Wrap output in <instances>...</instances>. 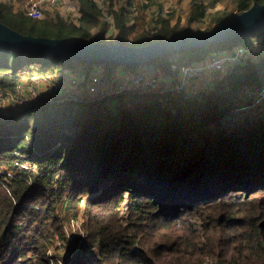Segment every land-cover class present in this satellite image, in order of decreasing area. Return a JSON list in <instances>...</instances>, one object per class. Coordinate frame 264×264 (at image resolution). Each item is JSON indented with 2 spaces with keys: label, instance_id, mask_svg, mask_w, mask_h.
Wrapping results in <instances>:
<instances>
[{
  "label": "trees",
  "instance_id": "obj_1",
  "mask_svg": "<svg viewBox=\"0 0 264 264\" xmlns=\"http://www.w3.org/2000/svg\"><path fill=\"white\" fill-rule=\"evenodd\" d=\"M78 1L77 24L33 18L3 2L0 21L33 36L139 46L230 18L193 29L196 15L187 25L160 15L147 29L144 5H136V15L117 5L132 0H105L117 35L100 40L90 37L100 7ZM254 2L264 0H241L238 12ZM259 37L264 25L229 41L121 66L137 73L152 65L155 73L174 76L182 65ZM98 66L111 79L119 65L0 45V89L14 90L23 71L66 69L89 77ZM263 82L264 49L257 62L235 64L195 93L132 88L92 100L64 93L0 120V168L18 172L0 180V264H53L47 252L55 234L65 239L61 223L80 214L88 236L61 264H264V119L247 118L228 130L223 123L244 88ZM23 161L36 170L20 168ZM88 245L99 252L87 253Z\"/></svg>",
  "mask_w": 264,
  "mask_h": 264
},
{
  "label": "rangeland",
  "instance_id": "obj_2",
  "mask_svg": "<svg viewBox=\"0 0 264 264\" xmlns=\"http://www.w3.org/2000/svg\"><path fill=\"white\" fill-rule=\"evenodd\" d=\"M156 1L158 5L164 3V0H156ZM179 1L180 0H177L172 5L173 6L179 5ZM0 2L11 4L14 12H17L19 10L23 11V8L26 4V0H0ZM223 2L225 4L224 11H221L220 9L208 10V13L206 14V19H208V23H206L207 24L206 27L204 26L202 27V29L210 28L214 26L216 20L219 17H221L218 16L219 14L225 17H229V15L227 14L231 13V9H233V7L231 6L234 5L235 2L236 3L239 2V0H226ZM97 4L101 8V15L99 17L98 25H96L91 30V34H92L91 38H99L100 40H104V39L113 40L112 38H110V36H107L110 35L107 34L108 33L107 24L104 29V23L107 22V18H108L109 6L104 1H98ZM120 4H122V2H120ZM78 9H79V5L76 2V0H65L55 7H46L44 10L43 18H46L47 16V18L50 20L56 18L57 16H60L61 18L67 20L68 22L74 21L73 23H78V21H76V18L79 15ZM144 13L147 14L146 11ZM198 15L202 16L203 14H198ZM260 43L258 42L256 46H253L251 51L247 52V56L243 60H251L257 62L261 55V52L264 49L263 48L264 46ZM101 67L102 66L95 67L96 70H94V72L97 71V73H100L101 76L100 85L97 89L98 94L102 92L106 93V95L109 93H117L123 89L131 87L130 80L128 79L126 73H131V74H136V73L128 71L123 66L119 65L113 68V76L111 79H108L105 77L106 75H104L105 73L104 68ZM74 70L79 71L78 68ZM137 72L144 73L148 81H152L154 83L159 82V84H162L163 79H161V77L158 76L157 73L150 72L148 66L146 65L141 66ZM225 73L226 71H220V72L217 71L216 73L209 74L208 75L209 84L219 79L220 78L219 76ZM92 74L93 73H91V75ZM74 75L76 74H73L72 71L66 69H63L57 72L56 74L34 73L30 76L28 75L27 72L23 71V74L20 76V79L17 82L18 85L16 84L17 85L16 88L14 87V90L7 91L8 103H6L4 106L5 112H8L9 113L8 115L10 116L15 115L21 112V110L25 108H28L32 105H39V104L42 105L48 99L54 98L57 95H64V93H69L70 96H75L76 98L91 99V97H93L92 96L93 92L88 88V84H89L88 80L90 76L85 77L84 75V79L77 82V79ZM57 77L59 78V80L54 81V79L57 80ZM16 95L18 96L22 95L23 97L22 102L16 103L13 100L9 102V100L15 97ZM106 95L102 94L101 97L103 98V96L105 97ZM241 95H242V100L236 101L233 109L223 118V123L226 125L227 130L232 125L231 123L244 122L247 118L253 121L259 120L260 118L264 119V82L259 85L254 84L250 87L244 88V90L241 92ZM5 119H8V116ZM229 124L231 125L229 126ZM20 168H23L26 171L28 169L31 171L36 170L34 167V163L30 161H26V162L23 161L20 165ZM17 173L18 172L15 169L1 167L0 180L5 179V181H7L8 177L15 176ZM1 176L3 178H1ZM82 203H84V200H82ZM72 219L73 220L75 219L73 223L71 222ZM76 220L78 222H76ZM85 221L86 220H84L82 214H80V216L70 217L69 219L61 223L62 224L61 228L64 232L65 239L60 238L61 236L58 232L55 234L52 244L47 252V257L49 261H52L53 264H61V262L64 263L66 259L71 258L77 252V250L81 247L84 239L88 236V231H89L87 227L88 223L87 221L86 222ZM197 226L198 227L200 226L199 222L197 223ZM86 251L87 253L99 252L96 246H91V245L87 246Z\"/></svg>",
  "mask_w": 264,
  "mask_h": 264
},
{
  "label": "water",
  "instance_id": "obj_3",
  "mask_svg": "<svg viewBox=\"0 0 264 264\" xmlns=\"http://www.w3.org/2000/svg\"><path fill=\"white\" fill-rule=\"evenodd\" d=\"M263 25L264 3L254 2L249 8L232 15L212 29L200 31L193 35L155 40L146 45L132 46L120 43L82 42L22 34L0 21V45L20 51L55 55L78 61L136 65L145 64L156 58H164L171 53L239 38Z\"/></svg>",
  "mask_w": 264,
  "mask_h": 264
},
{
  "label": "built area",
  "instance_id": "obj_4",
  "mask_svg": "<svg viewBox=\"0 0 264 264\" xmlns=\"http://www.w3.org/2000/svg\"><path fill=\"white\" fill-rule=\"evenodd\" d=\"M63 1H65V0H26V4L23 8V12H25L27 15H29L33 18L41 19V18H43L44 10L46 7H55L58 4L62 3ZM93 1L96 4L98 1H104L105 2V0H93ZM165 1L167 2V5H164L161 8L152 11V18L154 20H157L158 16H160V15L167 17L173 12L174 6L172 4L174 2H176L177 0H165ZM76 2L79 5V9H78L79 15L76 18V21H78V18L81 16V12H80L79 1L76 0ZM148 2H149V0H141V6H143V5L145 6L144 10L146 9ZM117 5H118V7L125 6V7H127V9H129L132 12V14L137 15L135 3L132 2V4L129 6L128 4H126V2H123L122 4H120V2H119V4H117ZM161 5H163V4H161ZM108 11H109L108 18H107V22L104 23V29H105L106 24H107L108 25V27H107L108 33L107 34H110L107 36H110V38L115 39L116 35H117V28L115 26L114 15H113V12L110 11L109 7H108ZM236 13H239V12H236ZM236 13H234V14H236ZM57 17H60V16H57ZM56 18L50 19V20H56ZM46 19H48L47 16H46ZM91 36H92V34H91ZM258 42L259 43L261 42L260 44H262V42H264V38L259 37L257 39H252L247 44L242 43L240 45H237L232 49V51H228V52L223 51V52H218L216 54H212L211 56L207 57L204 61H199V62H195L192 64L182 65L181 67H179L177 73L174 76L169 77V78L167 76L164 77L162 74L157 73L158 76H160L161 79H163L162 84H159V82L154 83L152 81H148L146 79L144 73H141V72H137L136 74L126 73L128 79L130 80V84H131V87L126 88V89L135 88V89H140L142 91H144L145 89H148V90H152L153 92H158L160 94L165 93V91L167 89H172L173 91L184 90V91H187L188 94L195 93L198 91V89L193 88L191 86L193 81H195L196 79L202 78L204 76L208 77L209 74L216 73L217 71L218 72L227 71L233 65L238 64V63H242L243 61H245L243 59L247 56V52L251 51L253 46H256L258 44ZM152 68L153 67H150V68L148 67L150 72L155 73L154 69H152ZM92 73L93 74L90 75L89 80H88V82H89L88 88H89V90H91L93 92V94H92L93 97H91V99L88 98L89 100H92L95 98H102L101 97L102 94H106L103 92L98 94L97 89L100 85V77L101 76H100V73H97V72H92ZM74 76L76 77L77 82L84 79V74H76ZM58 80H59L58 77H57V80L54 79V81H58ZM17 85H15V88ZM51 99L52 98H50L48 100L50 101ZM72 99H76V97L72 96ZM7 100H8L7 91L0 89V119H2V120L5 119L7 116L8 117L10 116V115H8L9 113L5 112V110H4L5 104L8 103ZM12 100L15 101L16 103H20V102H22L23 97H22V95H20V96L16 95L15 97L11 98L9 100V102ZM74 220L72 219L71 222L73 223ZM76 222H78V221L76 220Z\"/></svg>",
  "mask_w": 264,
  "mask_h": 264
},
{
  "label": "crops",
  "instance_id": "obj_5",
  "mask_svg": "<svg viewBox=\"0 0 264 264\" xmlns=\"http://www.w3.org/2000/svg\"><path fill=\"white\" fill-rule=\"evenodd\" d=\"M136 5H141V0H132ZM223 1L226 0H180L179 5L174 6L173 12L167 16L172 19V23L177 21L180 22L181 25H187L188 20L191 19L194 15L196 18L191 21V28H202L206 27V23H208V19H206V14L209 9L212 10H221L224 11L225 4ZM241 0H239L240 2ZM235 2L233 9H231V13H228L229 17L234 15V13L238 12V3ZM167 5V2L164 0L163 5H158L156 0H149L148 5L145 10H142L143 13L146 11V28H153L155 26V20L152 18V11L161 8L162 6ZM228 10V9H227ZM198 14H203L199 16ZM221 17H225L222 15H218ZM220 18V17H219ZM200 19V20H198ZM217 21V20H216ZM208 27V26H207ZM153 67L152 65L148 66ZM223 75V74H221ZM221 75L219 77H221ZM172 77V76H167ZM218 77V78H219ZM209 84L208 77L204 76L202 78L196 79L192 82L191 86L198 90H202L207 87Z\"/></svg>",
  "mask_w": 264,
  "mask_h": 264
},
{
  "label": "bare ground",
  "instance_id": "obj_6",
  "mask_svg": "<svg viewBox=\"0 0 264 264\" xmlns=\"http://www.w3.org/2000/svg\"><path fill=\"white\" fill-rule=\"evenodd\" d=\"M50 101H52V100H50ZM57 101H59V99H57Z\"/></svg>",
  "mask_w": 264,
  "mask_h": 264
}]
</instances>
